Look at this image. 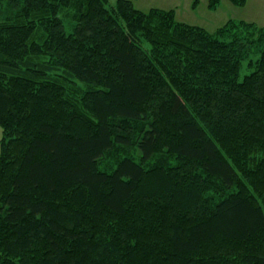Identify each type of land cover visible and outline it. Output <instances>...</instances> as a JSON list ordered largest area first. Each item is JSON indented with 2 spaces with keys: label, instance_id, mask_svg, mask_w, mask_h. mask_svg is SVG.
Wrapping results in <instances>:
<instances>
[{
  "label": "trees",
  "instance_id": "obj_1",
  "mask_svg": "<svg viewBox=\"0 0 264 264\" xmlns=\"http://www.w3.org/2000/svg\"><path fill=\"white\" fill-rule=\"evenodd\" d=\"M0 128V264H264V24L0 0Z\"/></svg>",
  "mask_w": 264,
  "mask_h": 264
},
{
  "label": "rangeland",
  "instance_id": "obj_2",
  "mask_svg": "<svg viewBox=\"0 0 264 264\" xmlns=\"http://www.w3.org/2000/svg\"><path fill=\"white\" fill-rule=\"evenodd\" d=\"M114 2L115 0H110ZM135 8L148 11L151 8L162 10H175L178 21L202 27L214 33L229 19L264 24V0H246L245 4L238 6L230 0H218L216 7L209 8L210 0H131ZM74 25V24H73ZM73 25L65 23L64 30L71 33ZM244 72L242 71V75ZM2 129L0 128V137ZM113 158L107 157L101 166L112 165Z\"/></svg>",
  "mask_w": 264,
  "mask_h": 264
}]
</instances>
